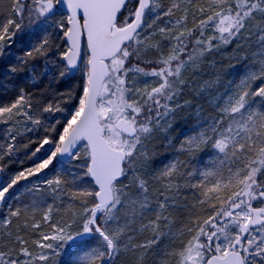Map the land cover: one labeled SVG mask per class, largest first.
<instances>
[{
    "label": "snow or ice",
    "instance_id": "obj_1",
    "mask_svg": "<svg viewBox=\"0 0 264 264\" xmlns=\"http://www.w3.org/2000/svg\"><path fill=\"white\" fill-rule=\"evenodd\" d=\"M197 3L11 0L8 16L0 20V56L11 49L17 34L27 31L35 36L16 62L8 65L13 77L31 67L27 79L33 88L14 86L15 98L0 101V125L8 126L0 140V161L7 157L10 165L18 150L13 125L25 120L31 125H25V131L34 132L43 127L41 112L67 115L54 116L43 129L54 135L37 137L30 156L36 157L42 150L45 156L0 183V207L7 206V214L0 213V226H6L0 232V264H54L53 257L66 254L71 244L76 247L70 264H115L121 245L131 264H145L151 252H155L153 264H264V179L258 178L264 176V67L247 71L219 107V114L198 135L189 137V148L212 150L202 168L187 173L189 179L183 185H173L171 169L179 171V162L162 164L161 175L168 178L159 190L164 199L158 209L149 207L141 169L147 167L151 125L159 126L173 111L187 106V101H178L189 87L183 70L194 67L205 50L234 40L239 44L246 31L255 29L264 45V0H207L198 8ZM149 13L153 14L151 22L146 20ZM172 16L177 17L175 21H163ZM189 17L194 27L187 26ZM158 20L165 23L160 34L166 33L169 24L183 30L163 37L167 44L156 40L145 45L144 41L155 39ZM213 41L217 43L213 45ZM54 49L60 61L57 83L79 71L80 90L75 95L69 90L68 96L57 90L58 99H46L35 95L39 91L35 82L41 74L31 61L51 58ZM136 73L157 78L150 90L147 82L143 88L137 83ZM253 81L262 83L253 87ZM254 97L260 98V108L254 107ZM65 157L71 168L60 169L64 175L37 181V185H47L55 197L64 193L63 185L73 182L71 197L83 198L80 212L74 214L78 218L72 224L55 220L49 203L43 215L46 224L28 221L29 213L42 208L44 201L34 198L31 205L25 204L16 186L54 170ZM4 168L0 163V171ZM149 175L156 179L155 174ZM27 190L40 191L39 187ZM189 193L193 203L181 201ZM121 209L128 213L123 222L118 216ZM172 210L186 211L192 221L178 239L162 248V239L156 236L146 243L137 242L134 225L138 219L141 230H147L143 217L148 212H154L159 221L167 219L164 211ZM21 218L25 223L19 230L12 229ZM45 226L51 230L45 231ZM171 235L170 231L161 234Z\"/></svg>",
    "mask_w": 264,
    "mask_h": 264
},
{
    "label": "trees",
    "instance_id": "obj_2",
    "mask_svg": "<svg viewBox=\"0 0 264 264\" xmlns=\"http://www.w3.org/2000/svg\"><path fill=\"white\" fill-rule=\"evenodd\" d=\"M11 0H0V20H4L9 14V5ZM167 5L170 0H164ZM200 3H207V0H198L196 7L198 8ZM182 15V14H177ZM172 19V18H169ZM158 24L162 21H157ZM155 25V31L160 28V25ZM188 27H194L191 17L187 20ZM163 27V25H162ZM183 30L180 27L168 28L166 33L160 34L159 31L155 32V39H150L146 41L147 45L149 42L155 43L156 40H160L162 43L167 44L168 41L163 39L165 36H171L170 34L174 29ZM211 32H209V35ZM219 35V33H217ZM36 37L29 34L27 31L24 34H17L15 37V43L12 45L11 49L6 50V54L0 56V101L5 103L11 101L17 95V89L14 86L24 84L28 89L33 88V84L28 82V73L31 71L29 67L26 72L19 76L13 77L8 71V65L14 64L19 55L23 54L25 50L30 46V40L35 41ZM59 43V41H57ZM173 43V41H172ZM207 43V38L205 40ZM213 45L217 42L213 41ZM262 44L259 41V36L256 34V30L253 29L251 33L245 32L243 39L239 44L234 40L230 44L221 45L218 48L213 47L211 50H205L202 56H199L198 62L193 67H190L191 71L183 72L184 78H187L189 87H186L179 97V102H188L187 106L181 107L173 111L167 118L169 123L160 127L153 129L150 142L148 143V154L146 159V168H142L141 172L144 173V179H146V187L148 189L147 195L149 197V207L157 208L159 201H163L164 197L159 194V190L164 187L167 183L168 178L161 175L162 164L168 165L170 162L176 161L180 164V169H171L173 185L179 183L183 185L189 177L187 173L195 172L197 169L202 168L206 163V158L211 153V148H198L192 145L189 148V137L197 135V131L200 132L203 127H206L208 123L219 114L220 103L214 105V101H208L213 94L220 93L222 96H226L233 92L236 86L240 83L242 79L245 78L247 71L258 72L261 67H264V60L258 55L262 48ZM167 51V49H165ZM54 55L49 59L40 58L31 61L32 65H37V73L41 75L37 77L36 88L39 91L35 92L36 96L43 95L46 99H58L57 90H59L63 95L68 96L69 90L71 95H75L80 90V78L81 72L74 77H67L64 80L57 83L58 73L60 71V61L59 52L54 49ZM142 67H145L147 71L151 68L141 63ZM46 76H43L44 73ZM262 83L261 81H253L252 86ZM217 86V89H215ZM151 86L148 87V90ZM221 97V98H223ZM213 98V97H212ZM256 104L255 108H260L262 102L260 98L254 97ZM70 104H65V107H70ZM62 115H67L64 113H42L41 120L43 127L34 132H26L25 125L31 126L28 121L21 120L19 124L13 125L12 134L17 135L18 139L16 142L18 145V150L16 151L15 157H13L10 165L8 158L5 157L0 163L5 164V168L2 171L3 181L6 183L10 178L12 173H18L20 170H27L29 167H33L35 163L39 162L40 158L45 156L44 150L37 154L36 157H31L30 153L38 144L37 137L43 139L44 136L54 133L45 132L43 129L48 127L49 122L53 120V117L59 118ZM46 118V119H45ZM153 126V125H152ZM6 125H0V140L6 134ZM30 147L25 148L24 145H29ZM183 146V148L181 147ZM48 146H45L47 148ZM143 159V156L139 157ZM71 162L60 163L57 162L55 169L52 171L46 170L45 173L39 174V176L29 177L28 180H22L16 186V190L22 193V200L25 204L31 205L33 200L39 202L41 199L44 201V205L40 209H36L34 212H30L28 216V221L36 219L41 222L42 225L46 224L43 222L44 212L47 211V205L52 204V216L55 220L58 219L64 221H71L74 219L75 213L80 212L79 204L83 199L82 197H77L73 199L71 197V192L73 187L71 186L73 182L70 181L68 185H63L64 190L67 192V198L60 204H55L53 195L42 190L45 189L44 184L37 185V181H43L45 179L53 178L54 176L64 175L60 169H70ZM80 171V169H77ZM155 174L156 179H153ZM184 173V176H181ZM140 174V173H139ZM259 179H264V176H259ZM158 181H163V183H158ZM193 182H195L193 180ZM125 183H130L129 180H125ZM39 187L40 191H28L27 189H35ZM47 194L49 196L44 198L41 194ZM135 191V189H133ZM70 192V194H69ZM199 195V193H197ZM187 199L189 204L193 203L191 193L187 197H181V201ZM11 203V201H9ZM6 205L2 206L0 213L5 209ZM171 208V205H170ZM128 213L124 209L118 213L120 221L123 222L127 217ZM163 217L157 221V216L154 212H148L143 217V224L148 225L147 230H141L142 224L139 222L134 225L137 228V234L135 239L139 243H146L151 240L154 236L161 238L162 243L160 247H164L169 243L170 240L178 239L179 232L185 228V226L192 222L189 219L188 213L181 210L164 211ZM78 217L76 216L75 219ZM15 219V218H12ZM156 223H151V222ZM25 223L24 218H21L17 223H14L11 227L12 229L19 230L18 226H22ZM49 229L44 227V230ZM171 232V236H161L163 233ZM5 245H7V240L5 239ZM72 246L68 255L64 257H58L53 259L54 264L58 261L59 264H70L73 259ZM139 257V252L136 253ZM155 257V252H151L147 257H145V264H153V259ZM115 264H131L129 254H127L121 245L119 250V255L115 261ZM159 264V262H157Z\"/></svg>",
    "mask_w": 264,
    "mask_h": 264
},
{
    "label": "rangeland",
    "instance_id": "obj_3",
    "mask_svg": "<svg viewBox=\"0 0 264 264\" xmlns=\"http://www.w3.org/2000/svg\"><path fill=\"white\" fill-rule=\"evenodd\" d=\"M153 2V0H151V3ZM172 19V21H175L176 20V16H172L171 17ZM153 19V14L152 13H149L148 14V16L146 17V20H147V22H151V20ZM169 20V17H164L163 18V21H168ZM158 21H161V20H158ZM160 22V24H158V22H157V25H160V27H162V25H163V27H165V23L164 22ZM179 27V25H172V24H169L168 26H167V28H173V27ZM155 27V26H154ZM175 31H173V30H171L172 32L170 33V34H175V35H179V32L181 31V30H179V29H174ZM145 31H149L148 29H146ZM159 31V28L157 29V31H155L156 33ZM211 35V34H210ZM146 41H144V43H145ZM173 43H175V41L173 40ZM146 45V44H145ZM259 54L258 55H260L261 56V58H262V60H264V45L262 46V48H261V50L258 52ZM141 66V65H140ZM142 67V66H141ZM190 67H192V66H188L187 67V69L186 70H183V72H185V71H191L190 70ZM151 71V70H150ZM133 74L132 73H129V76H132ZM185 76V75H184ZM135 77H136V81H137V83L143 88V86H144V84H145V82H147L148 83V86L150 87V86H153V83H154V81L157 79V78H154V77H145V76H143V74H141V73H136L135 74ZM185 80H187V78H185ZM215 89H217V86H215ZM234 90H236V88L234 89ZM234 90H232V91H234ZM221 91H219L218 93H215V94H213L210 98H208V101H214V105H217V103H220L219 105H220V107H222L223 105H224V101L227 99V96L228 95H230L231 93H229L228 95L226 94V96H222V94L220 93ZM213 97V98H212ZM221 97H223V98H221ZM254 99V98H253ZM178 101H179V98H178ZM168 117H166L165 118V120H162L161 121V124L159 125V126H157V125H155V124H153V126L151 125V127H152V129H154V128H156V127H160L159 129H163L162 128V126H164V124H166L167 123V125H168V123H169V120L167 119ZM199 134V132L197 131V135ZM196 136V135H195ZM137 175H140L139 173L137 174ZM129 181H130V178L128 179ZM42 190H44V191H46L47 193H51L52 191H51V189L50 188H48V186L47 185H45V189H42ZM44 191H42L41 193V195L44 197V198H46V197H48L49 198V196L47 195V194H43V192ZM52 194V193H51ZM50 194V195H51ZM69 194H70V192H69ZM53 195V194H52ZM54 197V196H53ZM67 198V192L66 191H64V193L63 194H57V196H55L54 197V200H55V204H60V203H62L65 199ZM2 214H4V215H6L7 214V206L5 207V209L1 212ZM53 215V214H52ZM75 218H76V216H74V219L72 220L71 219V221H64V220H60V219H58V217H57V220H59V221H62V222H67V223H69V224H72L73 223V221L75 220ZM4 227H6V226H0V232H3L4 231ZM51 229L49 228V229H46L45 231H50ZM72 246H75V244H71V245H69L68 246V249H67V253L66 254H62V255H59V256H56V257H53V259H56V258H58V257H64L65 255H68L69 254V252H70V249H71V247ZM60 257V258H61Z\"/></svg>",
    "mask_w": 264,
    "mask_h": 264
},
{
    "label": "water",
    "instance_id": "obj_4",
    "mask_svg": "<svg viewBox=\"0 0 264 264\" xmlns=\"http://www.w3.org/2000/svg\"><path fill=\"white\" fill-rule=\"evenodd\" d=\"M149 3L151 4V0H149ZM77 73H78V71L74 72L70 77H74ZM59 162L60 163H65V162H67V158L66 157L65 158H62ZM2 181H3V173H2V171H0V183H2ZM1 208L2 207H0V209Z\"/></svg>",
    "mask_w": 264,
    "mask_h": 264
}]
</instances>
